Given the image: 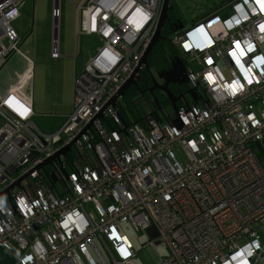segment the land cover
<instances>
[{"label":"built area","instance_id":"2783aa9c","mask_svg":"<svg viewBox=\"0 0 264 264\" xmlns=\"http://www.w3.org/2000/svg\"><path fill=\"white\" fill-rule=\"evenodd\" d=\"M23 1L0 0V71L18 52L11 23ZM163 2L75 6L81 35L102 45L76 77L72 111L55 133L31 121L30 62L0 97V264H136L125 225L145 237L142 248L166 247L156 264H264V166L255 152L264 142V0H230L188 31L176 23L170 44L188 90L175 113L145 96L153 110L127 124L118 101L109 103L146 70Z\"/></svg>","mask_w":264,"mask_h":264},{"label":"rangeland","instance_id":"374dc122","mask_svg":"<svg viewBox=\"0 0 264 264\" xmlns=\"http://www.w3.org/2000/svg\"><path fill=\"white\" fill-rule=\"evenodd\" d=\"M84 0H60L58 2L60 8L59 18V43L60 52L57 59H52L51 40L53 36V20L51 10L54 0H24L19 8L20 16L11 23L12 29L18 35V52L14 54L16 58H21L25 63H31V71L33 80L34 94L37 93V88L41 80L45 83L46 93H44L47 101H53L55 98V90L61 88L65 77L72 74L73 90L74 81L81 73L86 61L93 58L97 51L101 48V42L94 36H83L80 32V24H77L76 5ZM230 0H170L177 19L183 23V28L188 31L191 24L196 20L206 17L208 14H213L217 8ZM57 4V1L55 2ZM231 13L230 10L226 14ZM171 38V36H169ZM7 45V41H4ZM76 50V55L74 52ZM27 53V54H26ZM74 55V56H73ZM12 58V57H11ZM9 58V59H11ZM9 59L6 61L9 63ZM9 61V62H8ZM25 66V64H24ZM28 66V63H27ZM31 83V82H30ZM1 87V86H0ZM51 91V93H48ZM118 103L123 105L122 99ZM144 116L150 113L154 108L152 103L150 107L145 103H141L139 107ZM172 114V113H169ZM44 117L32 111L31 121L39 125V118ZM161 116V115H160ZM58 120V118L56 119ZM55 121V120H54ZM255 152L259 157L261 164L264 166V142L260 147L255 148ZM179 159H183L180 154H177ZM124 232L132 242L137 256L136 264H156L160 258L168 256V251L165 246L160 245L155 249L144 247L146 242L145 237L140 233H136L129 225H125Z\"/></svg>","mask_w":264,"mask_h":264},{"label":"crops","instance_id":"0c3cea01","mask_svg":"<svg viewBox=\"0 0 264 264\" xmlns=\"http://www.w3.org/2000/svg\"><path fill=\"white\" fill-rule=\"evenodd\" d=\"M19 16H20V11H19ZM59 52H60V43H59ZM74 55H76V50L74 52ZM9 61H8L9 63H7V65H5L4 68L0 71V86H1L0 97L5 94L6 90H8L13 84L16 83L19 76L24 73L27 63L29 64V62L25 63L24 60H22L21 58H16V56L14 55L12 56L11 59H9ZM87 62L88 61H86V63ZM63 82L64 83L62 87L55 90L54 93L55 98L53 101L46 100V98H48L49 96L45 97L44 95V93H46V86L43 80H41V82L38 85L36 95L34 94L35 92L33 90L32 81L30 83L29 89L32 98V111L33 113L36 112L44 116V117L37 116L39 118L38 120H40L39 125H36L34 122L33 123L44 134L55 133L62 126V124L65 122L66 118L72 111V99H73V91H74L72 87L73 86L72 74L65 77ZM48 93H51V91H49ZM57 118L58 120H56Z\"/></svg>","mask_w":264,"mask_h":264},{"label":"water","instance_id":"95a60500","mask_svg":"<svg viewBox=\"0 0 264 264\" xmlns=\"http://www.w3.org/2000/svg\"><path fill=\"white\" fill-rule=\"evenodd\" d=\"M57 0H54V4L53 6H55V2ZM173 8L170 5V0H164L163 2V6L161 9V13H160V17L158 20V24H157V28L155 31V34L153 36V39L148 47V49L146 50L143 58H142V64L144 65L145 69L148 70L149 66L147 63V59L149 54L151 53L152 49L154 48V46L163 39L162 34H161V28L164 26V24L167 22L168 19V12L171 11ZM224 12H220L218 15H223ZM178 26L175 27V29L180 30L182 28V24L180 23V21H177ZM54 25V23H53ZM54 32H57L56 29H54L53 27V35ZM157 77L159 79H161L163 81V85L159 86L156 84V82L152 79L153 81V85L149 88V92L151 93V95H153L152 93L154 92V90H159L161 92H163L166 96V98L169 100L170 102V106L172 111L175 113L177 110L176 104L177 102L181 99V97H175L167 88V86L169 84H178V85H183V84H187V78H186V71L184 69L183 63L182 61L178 58L175 57L172 59L171 61V66L167 71H160L157 73ZM141 80V74L137 72L136 75L132 76L120 89V91L113 97V99L110 101L109 106L111 107H115L116 106V102L119 99H123L125 92L133 86H136L137 83ZM188 94H190L192 97H194V94L189 91ZM153 101L156 104V106H158V103L156 101V98L153 97ZM176 127H179L180 124L176 121L173 123ZM126 125H124L125 127ZM87 130V129H86ZM85 130V131H86ZM83 131V133L85 132ZM70 150V146L62 149L55 157H59V156H65V154ZM53 159H49L48 161H46V164H50L51 161ZM64 175V172H62ZM65 176V175H64ZM149 234L151 237H155L156 236V232L153 228L149 229Z\"/></svg>","mask_w":264,"mask_h":264},{"label":"trees","instance_id":"16d2710c","mask_svg":"<svg viewBox=\"0 0 264 264\" xmlns=\"http://www.w3.org/2000/svg\"><path fill=\"white\" fill-rule=\"evenodd\" d=\"M180 21L177 19L175 11L173 10L172 13H168L167 22L162 27V36L164 37L163 40H160L152 49L151 53L148 56L147 63L149 68H155L159 72L169 68L170 62L173 58L179 56L178 51L175 47L170 44L169 36L174 32V26ZM183 25V23L180 21ZM146 72L142 73L141 81L136 86L130 87L122 99L123 107L121 104H118V108L120 110L121 116L125 123L131 124L136 122L142 121V112L140 111V103L146 96L144 93L145 89V82L148 85L149 81H143L146 77ZM147 78V77H146ZM164 103L166 101L163 99ZM165 107V106H164Z\"/></svg>","mask_w":264,"mask_h":264},{"label":"flooded vegetation","instance_id":"af4514ba","mask_svg":"<svg viewBox=\"0 0 264 264\" xmlns=\"http://www.w3.org/2000/svg\"><path fill=\"white\" fill-rule=\"evenodd\" d=\"M172 12H173V9L171 11H169L168 13H172ZM170 66H171V62H170ZM170 66H169V68H170ZM169 68L162 70V71H167ZM144 72H146L145 76L147 78L145 77L143 79V81H147V80L149 81L148 85H146L147 82H145V86H146L145 89L146 90L144 91V93L146 94V97H148V98L150 97L151 99L153 97H155L159 107L164 108V110L170 111V105H169L170 102L166 98V96L163 92H161L159 90H154V92L152 93L153 95H151V93L149 92V88L153 85L152 79L156 82L157 85H159V86L163 85V81L157 77V73L159 71L152 67V68H148V70H144L142 73H144ZM142 73H141V75H142ZM140 81L138 83H140ZM167 88L175 97H178L180 95H185L186 93H182V91L185 92L188 90L187 84H183V85L169 84L167 86ZM163 99L166 101V103H164Z\"/></svg>","mask_w":264,"mask_h":264}]
</instances>
